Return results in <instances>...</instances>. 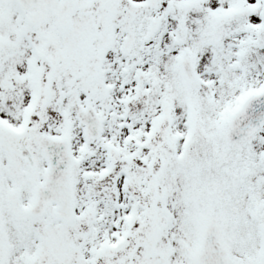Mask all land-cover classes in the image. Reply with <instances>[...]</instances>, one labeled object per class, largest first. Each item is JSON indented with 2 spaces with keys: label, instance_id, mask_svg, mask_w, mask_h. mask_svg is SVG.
Segmentation results:
<instances>
[{
  "label": "snow or ice",
  "instance_id": "1",
  "mask_svg": "<svg viewBox=\"0 0 264 264\" xmlns=\"http://www.w3.org/2000/svg\"><path fill=\"white\" fill-rule=\"evenodd\" d=\"M0 264H264V0H0Z\"/></svg>",
  "mask_w": 264,
  "mask_h": 264
}]
</instances>
